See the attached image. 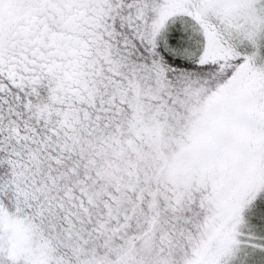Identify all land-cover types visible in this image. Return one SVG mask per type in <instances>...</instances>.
Here are the masks:
<instances>
[{
  "label": "snow or ice",
  "instance_id": "obj_1",
  "mask_svg": "<svg viewBox=\"0 0 264 264\" xmlns=\"http://www.w3.org/2000/svg\"><path fill=\"white\" fill-rule=\"evenodd\" d=\"M0 264H264V0H0Z\"/></svg>",
  "mask_w": 264,
  "mask_h": 264
}]
</instances>
